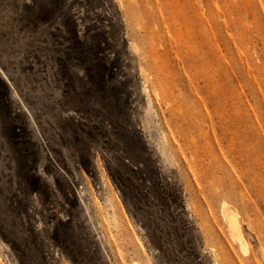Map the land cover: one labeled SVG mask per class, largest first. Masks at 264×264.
<instances>
[{"label":"rangeland","instance_id":"1","mask_svg":"<svg viewBox=\"0 0 264 264\" xmlns=\"http://www.w3.org/2000/svg\"><path fill=\"white\" fill-rule=\"evenodd\" d=\"M0 264H264V0H0Z\"/></svg>","mask_w":264,"mask_h":264},{"label":"bare ground","instance_id":"2","mask_svg":"<svg viewBox=\"0 0 264 264\" xmlns=\"http://www.w3.org/2000/svg\"><path fill=\"white\" fill-rule=\"evenodd\" d=\"M231 229H232L234 232H236V235H237L238 237H240V234H239L238 228H237V226H236L233 222H231Z\"/></svg>","mask_w":264,"mask_h":264}]
</instances>
